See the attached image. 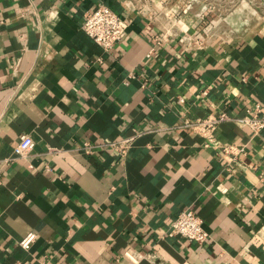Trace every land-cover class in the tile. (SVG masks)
Here are the masks:
<instances>
[{"label": "crops", "instance_id": "crops-1", "mask_svg": "<svg viewBox=\"0 0 264 264\" xmlns=\"http://www.w3.org/2000/svg\"><path fill=\"white\" fill-rule=\"evenodd\" d=\"M100 4L129 23L112 52L83 30ZM258 105L264 0H0V264H264V130L222 122L232 159L184 125ZM134 130L126 158L82 148ZM188 209L203 244L171 229Z\"/></svg>", "mask_w": 264, "mask_h": 264}, {"label": "built area", "instance_id": "built-area-1", "mask_svg": "<svg viewBox=\"0 0 264 264\" xmlns=\"http://www.w3.org/2000/svg\"><path fill=\"white\" fill-rule=\"evenodd\" d=\"M126 8L135 11L139 14H146L150 11L151 5L154 0H125ZM129 27L126 19L122 18L112 8L107 5L100 4L94 11L89 12L85 16L83 30L106 52H112L125 38V34ZM206 93V92H204ZM262 107L258 105L255 113L246 115L243 118H233L228 113H220L208 118L199 119L196 121L186 120L184 125L191 128L194 132L204 136L208 142L206 146L215 144L214 147L220 149L221 153L235 159L240 153L244 151L243 147L236 144H216L217 140L214 137V130L226 120H234L241 125L250 128L254 134H259L264 130V115H261ZM143 135L138 130H134L131 135L123 137L118 140L93 145L89 141L83 142V150L86 153L91 152L96 147L111 149L117 152L122 158H126L135 145V142ZM30 147L29 136H21L20 155L24 154ZM51 152H59L58 148H50ZM172 231L181 237L197 242L199 244L205 243L209 238V233L204 227V220L194 210L188 209L179 214L171 224ZM36 234L30 232L20 242L21 247L25 249L31 248L32 244L36 241ZM41 264H50L47 260ZM180 264H191L189 261H184Z\"/></svg>", "mask_w": 264, "mask_h": 264}]
</instances>
